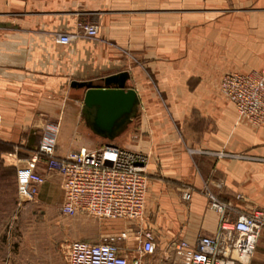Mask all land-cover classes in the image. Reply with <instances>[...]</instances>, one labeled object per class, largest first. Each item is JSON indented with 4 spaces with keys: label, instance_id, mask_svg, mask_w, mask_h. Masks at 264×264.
Here are the masks:
<instances>
[{
    "label": "crops",
    "instance_id": "0c3cea01",
    "mask_svg": "<svg viewBox=\"0 0 264 264\" xmlns=\"http://www.w3.org/2000/svg\"><path fill=\"white\" fill-rule=\"evenodd\" d=\"M259 8L264 0H0V140L38 144L58 123V155L96 148L100 136L78 131L84 90L73 82L129 71L141 101L138 127L107 142L147 154L149 180L143 220L120 224L130 231L125 251L135 254V230L144 226L156 252L143 264H185L175 242L220 231L209 193L233 215L264 210V126L239 121L215 86L222 71L260 67L252 56L241 62V50L231 56L242 13ZM83 22L96 24L98 35L82 32ZM59 33L75 38L60 44ZM66 127L75 128L74 146ZM250 264H264V229Z\"/></svg>",
    "mask_w": 264,
    "mask_h": 264
},
{
    "label": "built area",
    "instance_id": "2783aa9c",
    "mask_svg": "<svg viewBox=\"0 0 264 264\" xmlns=\"http://www.w3.org/2000/svg\"><path fill=\"white\" fill-rule=\"evenodd\" d=\"M82 32L96 36L99 28L83 22ZM74 34L59 33L57 42L69 44ZM221 91L234 104L239 120L260 127L264 125V69L249 72H228L220 81ZM2 122L0 117V136ZM59 124H49L39 144L25 161L17 164V186L21 203L34 200L46 182L48 173L62 178L65 215L89 214L112 220L141 221L146 210L148 193L147 154L112 142L98 148L81 147L67 155L57 154ZM113 153V162L106 164V153ZM21 159H19L20 161ZM184 198H191L190 192ZM209 205L221 213L220 231L203 236L192 244L181 239L174 243L185 264H250L264 229V210L254 209L233 215L214 194ZM128 228L102 235L98 242L76 240L70 243V264H143L145 256L156 252L153 232L144 226L135 230V254L127 253Z\"/></svg>",
    "mask_w": 264,
    "mask_h": 264
},
{
    "label": "rangeland",
    "instance_id": "374dc122",
    "mask_svg": "<svg viewBox=\"0 0 264 264\" xmlns=\"http://www.w3.org/2000/svg\"><path fill=\"white\" fill-rule=\"evenodd\" d=\"M254 4L260 6V4ZM241 16L245 27L234 32L240 47H233L231 56L235 58L238 50H241V62L248 63V58L252 56L253 61H257L260 66L247 70V72L261 71L264 69V8H259L257 14H249L244 11ZM199 20L200 25H195L194 29L202 26ZM224 49L229 48L222 47V50ZM228 72L234 71H222L218 75L219 80L217 79L215 86L218 87L220 94L230 101L220 89V81ZM241 122L245 121L241 120ZM137 124L138 118L120 136H125L130 130H135L138 127ZM89 129L85 123L80 126L78 131L81 133ZM64 130L66 143L74 146L75 128L66 127ZM78 131L76 130V132ZM59 133L60 126L58 137ZM135 138V136L132 137L133 142ZM107 141L108 139H103L101 136L96 137V148L101 147ZM38 144L11 145L0 140V154L4 153V156H0V264H70L69 248L72 241L98 242L102 235L122 228L120 225L122 220L98 218L82 213L73 216L63 214L61 205L64 200V192L60 187L62 183L54 174L47 176L44 183L47 186L50 185V188L45 190L40 188L39 195L34 200L21 203L18 195L16 164H25V160L32 155ZM113 157V153H106L107 165L112 164ZM19 159L21 160L19 161ZM6 163L8 165H5ZM52 183H57L58 186L54 189L51 187Z\"/></svg>",
    "mask_w": 264,
    "mask_h": 264
},
{
    "label": "water",
    "instance_id": "95a60500",
    "mask_svg": "<svg viewBox=\"0 0 264 264\" xmlns=\"http://www.w3.org/2000/svg\"><path fill=\"white\" fill-rule=\"evenodd\" d=\"M130 72L120 71L92 80L74 81L84 90L82 117L95 134L114 140L139 116L140 97L128 84Z\"/></svg>",
    "mask_w": 264,
    "mask_h": 264
},
{
    "label": "bare ground",
    "instance_id": "6f19581e",
    "mask_svg": "<svg viewBox=\"0 0 264 264\" xmlns=\"http://www.w3.org/2000/svg\"><path fill=\"white\" fill-rule=\"evenodd\" d=\"M83 148V147H82Z\"/></svg>",
    "mask_w": 264,
    "mask_h": 264
}]
</instances>
